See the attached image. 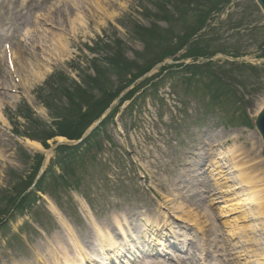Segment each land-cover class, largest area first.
Returning <instances> with one entry per match:
<instances>
[{"label": "rangeland", "instance_id": "obj_1", "mask_svg": "<svg viewBox=\"0 0 264 264\" xmlns=\"http://www.w3.org/2000/svg\"><path fill=\"white\" fill-rule=\"evenodd\" d=\"M68 1L82 10L87 30L81 27L79 32L74 31ZM156 2L112 0L108 15L97 17V8L90 0H0V95L6 121L0 122V138L7 148L0 162V264H46L52 262V254L61 261L65 252L73 254L77 261L81 253L89 260L95 256L112 257L99 231L109 230L117 242L122 241L116 221L141 237L137 245L140 254L134 256L126 248L122 257L132 259L127 264H236L226 242V230L211 203L217 201L218 192L212 193L213 181L206 161L210 153L228 150L234 141L251 152L253 143L262 142L264 161V143L256 129L257 116L264 106V90L260 89L264 74L233 68L237 76H242L233 93L244 101L239 107H227L228 101L221 94L212 100L202 90L193 93L195 89H188L185 81L192 77L190 70L158 74L163 66L192 64L182 59L189 47L184 45L182 51L166 58L132 85L130 80L142 66L155 61L167 48L159 53V49L153 50L147 35L135 27L152 30L157 26L163 35L181 31L154 17ZM50 32L69 39L67 57L59 54L61 43H53ZM5 35L8 40H3ZM201 35L211 50L239 49V57L249 62L235 63L264 70V13L256 0H233L213 27L200 31L197 37ZM6 46L11 54L13 50L20 54L18 75L10 71ZM115 58L128 62L130 70L118 68ZM234 58L224 55L215 60L228 69L225 62H233ZM35 72L42 74V80L31 79ZM20 74L25 79L30 76L29 89L21 82ZM153 78L151 85L137 93L138 103L130 100L120 105L134 88ZM117 93L119 96L100 118L97 112L91 115L92 125L103 119L99 128H104L91 134L92 140L81 150H86L84 156L72 170H67L68 177L58 164L57 152L39 155V151H45L41 144L55 129V123L75 116L78 107L82 114L91 112L95 100L99 103L105 94ZM34 134L44 140L26 137ZM28 140L42 149H29L23 144ZM57 141L51 139L47 144L55 146ZM39 156L52 159L44 178L55 169V176H66L69 184L54 182L42 194L44 204L38 202L33 209L34 204L30 208L27 204L15 205L5 219L4 199L15 196V186L30 179L34 165L42 162ZM207 183L204 190L202 186ZM48 202L60 211L63 222ZM194 202L197 206L192 205ZM176 204L200 217L207 216L211 226L197 230L175 218L179 214ZM165 213L175 238L171 228L164 226ZM27 217H31L30 223ZM146 219H150L149 228H144ZM245 224L252 225L253 220ZM132 233H128L129 240L133 239ZM146 234L161 239H143ZM256 235L263 238L260 231ZM241 241L244 239L236 238L232 244ZM162 243L166 249L157 254L154 245Z\"/></svg>", "mask_w": 264, "mask_h": 264}, {"label": "bare ground", "instance_id": "obj_2", "mask_svg": "<svg viewBox=\"0 0 264 264\" xmlns=\"http://www.w3.org/2000/svg\"><path fill=\"white\" fill-rule=\"evenodd\" d=\"M111 2L112 0H90L92 7L95 6L97 8V17H99V15L103 16L102 13L108 15L107 7L111 6ZM67 5H71V12L73 13L72 24L74 31L79 32L81 27L87 30L88 22L83 17L80 7L76 4H72L70 1L67 2ZM86 9H88L87 6ZM97 14L94 13V15ZM2 15H0V18L2 17ZM0 26H2V23L0 24ZM49 35H51L53 43H61L59 54L63 58L67 57L68 55L66 54V52L69 50L68 46L70 47L69 39L65 38L62 34L56 35L50 32ZM4 39L8 40L6 35L3 37V40ZM11 55V58H8L10 60V64H8L10 71L18 75V72L20 70V54L17 52V50H13V53ZM5 57H8V53ZM16 77L20 78L18 76ZM42 78L43 76L41 73L35 72L34 74H32L31 79L35 80L36 82L42 80ZM20 79L25 88L29 89L31 81L30 76H27L25 79L21 75ZM0 122L6 124L3 116V102L1 100V95ZM59 141L62 142L64 141V139L59 138ZM24 145L31 150L42 149L39 144L31 142L29 140L25 142ZM252 145L254 149L251 152L247 150L245 146H240L239 141H234L233 146L228 148V150H221L217 155H213V153H210L209 158L206 161L209 167L208 170L211 175V177L209 178H211L213 181L212 183L214 191L212 193L215 194L216 192H218V198H216L217 201L213 200L211 201V203H213L212 206H216L215 209L217 210L219 218L221 219V226H223L226 230V242L231 248L230 254L232 260H237L236 264H264V243H261V240L264 241V161L261 159V157L263 156V145L262 142L259 141L255 144L253 143ZM6 153L7 148L4 147V143L0 138V162H3L1 160H3V157ZM250 161H253L252 165H250ZM202 187H204V190H207L208 183L203 185ZM192 205L197 206L195 202L192 203ZM50 208L63 222L61 218L62 214L53 205V203L50 204ZM175 211L179 212L177 216L175 215V218L187 221L186 223H190L197 230L206 229V227L208 228L211 226L210 219L207 216L204 215L203 217H200L195 212H193V210H186V208L182 206V204H176ZM163 216H165L164 226L171 228V235L174 236L173 238H175L176 235L174 233V230L169 222H167V213H165ZM248 220H253V224H245ZM144 222V228H149L148 226L150 224V219H146ZM115 225L122 235V241L117 242V240L115 239V235L108 232L109 230H105L103 232L99 229V232L103 234V242L108 243V246L105 247L110 248L111 255L113 256H95L90 260L91 263L113 264V261L115 264H127L129 261H132V259L126 257L125 260L122 257L126 252V248L130 250V252L134 253V256H137V253L140 254V250L138 249L140 248V246L137 245L140 244L139 241L141 237L135 236L132 233V230L128 227V233L133 234V239L129 240V235L127 233V230L124 229L123 225L118 221L115 222ZM158 225L159 223H157V226ZM255 229H257V231H255ZM210 231H213V228H211ZM259 231L261 232L260 236H263V238L261 237V240L256 237V234ZM251 235L253 237H251ZM149 238L152 237H149L146 234V237L143 239ZM236 238L244 239V241H241V243L238 242L237 244H232V242ZM160 239L161 236L155 235L153 237V240ZM230 239H232V241ZM248 244H250V246H247ZM160 246H162V249H164V245ZM105 247H102V249H104ZM53 259L54 256L52 254V262L47 263L45 261L46 264H78V262H80V264H88L86 263V257L81 256V258H79V261H77L74 255L69 252H65V254L62 255L61 261L57 259H54L53 261Z\"/></svg>", "mask_w": 264, "mask_h": 264}, {"label": "trees", "instance_id": "obj_3", "mask_svg": "<svg viewBox=\"0 0 264 264\" xmlns=\"http://www.w3.org/2000/svg\"><path fill=\"white\" fill-rule=\"evenodd\" d=\"M232 1L233 0H157L155 4L156 15L154 17L159 22H166L168 24L174 25L175 28H181V31L179 32V30H177L178 32H174V30H172L170 33L167 32L163 35L161 34L162 32L158 30L157 26L156 29L146 30V29H142L140 25H137L135 28L139 29L140 31H143L147 35L148 41L152 43L153 50L159 49L158 51L159 53L160 50L165 49L166 47L167 48L161 52L160 56L158 54L157 56L158 58L155 61L142 66L141 70L138 71L139 74L134 75L129 83L132 84L135 83L141 76L148 73L156 65L164 62L166 58L170 56H174L178 52L182 51L181 50L182 46L187 45L189 46L188 50L182 56V59L183 60L190 59L192 60V64L186 65L182 63L174 67L171 65L163 66L162 68H160L158 74H161L162 76L165 72L167 71L169 72L170 70L173 69L190 70L192 71V77L187 78V81H185L186 82L185 86H187L188 89H195L193 93L195 92L199 93V91L202 90V92L204 91V93L207 96H209V98H211L212 100L213 99L217 100V98L220 97L221 94V96H223L228 101L227 104L229 105H227V107L230 106L235 108L237 105L239 107V103L241 101H244V99L234 94L233 89L237 81L238 80L240 81V79H242V76L240 75L237 76L233 68H241L244 70L252 69L253 71L257 72V74H262V73L264 74V70L260 71L258 70V68H255L254 66L251 65L250 66L239 65L237 63H231L228 61L225 62L229 66L228 69L220 66L218 62L212 61L205 63L203 62V60L211 59L218 53H222L233 57H239L242 52L239 49L234 51L231 49V52H228L218 47L215 48V50H211V46L205 43L203 35L199 36L198 39L196 40L194 38L203 29L209 27L212 28L213 24L215 23L213 21L216 20L217 17H220V15L232 3ZM176 34H178V36H176ZM163 39H166L167 41L164 40L165 43H162L161 45L159 43L157 45H154L155 42L157 41L160 42ZM175 41L178 42V44H176ZM210 44L212 43L210 42ZM115 60L116 62H118L117 64L118 68L123 70L125 69L126 71L130 70L131 67L130 64H128V62L118 58H115ZM92 82L97 83V81H95L94 79H92ZM153 82H154V78L152 80L151 79L147 80L140 87H137L136 89L134 88V90L121 101L120 105L130 100H133L134 102L138 103L139 97L137 96V93L142 88L151 85ZM215 87H217L216 91L213 90V88ZM260 89L264 90V84L260 87ZM147 91L148 90L146 89L145 92ZM118 93L111 96H108L109 94H105L104 96L101 97L99 103H97L98 101L96 102L95 100V103L91 107V109H93V111L91 112L82 114L80 112V107H78L74 114L75 116H70L66 120L62 119V121H59L60 124H58L59 122L55 123L57 124L54 126L55 129L51 131L52 133L49 134L48 139L44 141L43 146L45 148H49L47 141L54 139L55 137H64L69 140H80L84 135V133L94 123V121L91 122L90 119L91 115L97 112L96 115L97 117L99 116L98 118H100L102 113L105 110H107L110 107V105L113 103V101L119 96ZM223 106L224 103L222 105V108H224ZM117 111H119L118 108ZM72 118L74 120H72ZM103 128L104 127L98 129L103 130ZM35 134L26 137L35 141L44 140L38 138ZM90 140H92V135L79 146L76 147L62 146L57 150L58 164H60V168L63 171L66 170V172L68 173L67 177L69 175V171L67 170H72L75 164L84 156L82 154H84L86 150L83 151L82 153L81 150L86 149L84 148L85 143L86 142L89 143ZM41 158L42 157H38V160H41ZM39 167L40 164L38 162L36 172ZM67 177L61 175L55 176V174L51 173L50 177L48 176L46 178H43L38 182L36 186V192L32 191L26 194L25 196L23 195L34 183L35 175L29 177L30 179L28 181L23 180L19 186L17 187L15 186L14 188L16 189V195L15 196L9 195L7 196L6 199H4V201L7 202L6 205L4 206V208L6 209L5 218L13 212V210L16 208L15 205L27 204L30 208L34 204L33 207L31 208L33 209L35 205L39 202L37 191L45 193L48 189V186L52 185L54 182H59L67 185L69 184V182L67 181Z\"/></svg>", "mask_w": 264, "mask_h": 264}, {"label": "water", "instance_id": "obj_4", "mask_svg": "<svg viewBox=\"0 0 264 264\" xmlns=\"http://www.w3.org/2000/svg\"><path fill=\"white\" fill-rule=\"evenodd\" d=\"M257 4L259 5V7L261 8V10L264 13V0H256ZM240 61H243V59H240ZM96 127V125L91 128L83 137V139H85L92 131L93 129ZM256 128L259 132V134L261 135L263 142H264V108L263 110L259 113L257 120H256ZM83 139L79 142H75V141H68L66 139H64V141L60 142L58 141L55 146H53L50 150V152H48V155L51 154L52 152H54L59 146L61 145H67V146H75L79 143H81L83 141Z\"/></svg>", "mask_w": 264, "mask_h": 264}]
</instances>
